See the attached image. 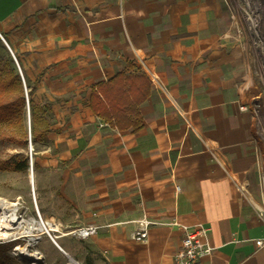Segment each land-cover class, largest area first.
<instances>
[{
	"label": "crops",
	"instance_id": "obj_1",
	"mask_svg": "<svg viewBox=\"0 0 264 264\" xmlns=\"http://www.w3.org/2000/svg\"><path fill=\"white\" fill-rule=\"evenodd\" d=\"M181 8L179 0H0V36L17 61L25 90L29 77L9 43L10 28L25 25L36 27L39 44L30 58L41 68L39 80L44 71L45 82L63 90L90 85L84 88L87 111L77 114L80 122L94 123V138L100 140L94 151L99 170L107 173L92 183L93 215L78 220L77 227L62 223L60 230L49 216L42 221L57 230L38 228L34 221L29 238L34 261L174 264L183 237L179 226L202 225L214 250L199 264H264V245H256L264 241V220L240 187L252 175L251 153H241L244 132L230 127L222 109L214 107L223 103L214 104L205 89L208 70L194 66L198 22L182 20ZM127 62L146 75L150 70L166 91L152 84L151 96L139 107L144 126L136 133L110 128L89 107L95 86ZM66 102L55 98L52 113L54 104ZM240 153L244 163L230 159ZM142 216L152 226L146 242H135L132 232ZM89 225L100 227L89 238L64 234Z\"/></svg>",
	"mask_w": 264,
	"mask_h": 264
},
{
	"label": "rangeland",
	"instance_id": "obj_2",
	"mask_svg": "<svg viewBox=\"0 0 264 264\" xmlns=\"http://www.w3.org/2000/svg\"><path fill=\"white\" fill-rule=\"evenodd\" d=\"M239 1L179 0L180 18L198 22L193 34L197 57L194 66L208 70L205 89L216 99L214 104L223 103L214 107L222 109L232 129L244 132L241 153H251V160L247 162L252 167V175L240 187L264 218V8L244 9L239 7ZM185 8L191 9L189 15ZM199 20L206 26H200ZM9 31V39L13 40L9 42L10 46L15 55L21 57L19 64L25 69V78L29 77L30 88L34 89L29 96L30 88L26 87L25 98L40 106L58 97L67 101L54 104L53 114L48 116L53 133L42 142H29L27 101L23 110V131L28 134L26 143L21 128L6 126L0 129L2 135L12 131L11 137L0 139V161L11 164L27 159L29 169L31 162L33 165L34 187L29 169L20 173L0 172V200L15 204L17 214L23 220V227L9 231L8 237L4 238L0 233V264H25L11 253L16 247L27 248L29 245V237L23 235L27 225L30 226L32 221L40 222L39 216L44 221V217L49 216L60 230L62 223L68 228L77 227L78 220L93 215L97 187L92 183L103 179L107 173L103 175L99 170L101 160L94 151L100 141L94 138V123L80 122L77 114L87 111L84 102L88 91L84 88L88 89L90 85L75 84L73 89L63 90L60 85L46 83L48 76L44 71L39 80L41 68L30 58L37 53L35 47L39 44L36 43V27L25 25ZM10 58L0 39V68L8 66ZM10 66L17 72L13 60ZM149 68L154 71L153 67ZM159 92L166 94L165 89ZM180 109L185 111L186 108ZM95 127L99 128L98 122ZM241 153L230 159L244 163ZM28 251L33 254L32 248ZM34 262L40 264L39 259Z\"/></svg>",
	"mask_w": 264,
	"mask_h": 264
},
{
	"label": "trees",
	"instance_id": "obj_3",
	"mask_svg": "<svg viewBox=\"0 0 264 264\" xmlns=\"http://www.w3.org/2000/svg\"><path fill=\"white\" fill-rule=\"evenodd\" d=\"M12 60L11 57L8 66L0 68V129L8 126L10 129L19 127L23 131L25 91L18 71L16 72L10 66ZM26 85L30 88L28 80H26ZM152 90V83L147 75L137 70L133 62H127L113 78L95 86L91 92L89 107L93 114L110 128L136 133L144 126L139 107L151 96ZM33 91L34 89L30 88L29 96ZM29 108L31 142L35 144L45 140L47 135L53 131L48 121V116L53 114L52 104L46 103L40 106L30 99ZM11 135L12 131L9 134H0V139L11 137ZM27 135L23 131L25 143ZM28 169L27 159L11 164L0 161V172L20 173Z\"/></svg>",
	"mask_w": 264,
	"mask_h": 264
},
{
	"label": "built area",
	"instance_id": "obj_4",
	"mask_svg": "<svg viewBox=\"0 0 264 264\" xmlns=\"http://www.w3.org/2000/svg\"><path fill=\"white\" fill-rule=\"evenodd\" d=\"M152 84L163 91V87L160 84L158 77L150 70L146 71ZM260 217L264 220L263 215ZM39 216V214H38ZM39 221L45 228L42 219L39 216ZM135 228L132 232V239L135 242H146L148 239L149 229L152 226V222L147 219L146 216H142L141 219L135 222ZM172 226H179L177 223H172ZM181 228L183 237L179 250L174 255V264H199L200 261L210 256L214 248L209 243V229L202 226H179ZM100 227L96 225H89L82 228H76L71 231L64 232L65 235L69 234L77 238L86 239L90 236L96 235ZM34 230V229H33ZM47 235L50 240L54 242V237L48 231ZM31 235V234H30ZM30 238V236H28ZM256 245L262 247L264 245L263 240L256 241Z\"/></svg>",
	"mask_w": 264,
	"mask_h": 264
},
{
	"label": "bare ground",
	"instance_id": "obj_5",
	"mask_svg": "<svg viewBox=\"0 0 264 264\" xmlns=\"http://www.w3.org/2000/svg\"><path fill=\"white\" fill-rule=\"evenodd\" d=\"M239 7H242L244 9L246 8H253V7H259L264 8V0H241L238 3ZM30 182L34 183V175L33 171H30L29 174ZM34 187V185H33ZM35 197V194H34ZM36 200V197H35ZM17 206L15 204H10L5 200H0V233L1 236L6 238L9 236V231H15L18 229H21L23 227V220L20 219V217L17 214ZM43 224L47 227L57 230L56 227L51 225L48 222H44ZM24 229V236H30V234L33 232L34 229V221L30 223V226ZM37 227V226H35ZM42 224L38 222V228H42ZM13 256L17 257L18 260L25 264H36L35 262H31V260L34 258V254L30 253L27 248H20L16 247L13 252L11 253Z\"/></svg>",
	"mask_w": 264,
	"mask_h": 264
},
{
	"label": "water",
	"instance_id": "obj_6",
	"mask_svg": "<svg viewBox=\"0 0 264 264\" xmlns=\"http://www.w3.org/2000/svg\"><path fill=\"white\" fill-rule=\"evenodd\" d=\"M0 39H1V41L4 43V45L6 46V48H7V50L9 51V53H10V55H11V57H12V59H13V61H14V63H15V65H16V67H17V70H18V72H19V75H20V77H21V79L23 80V77H22V74H21V71H20V69H19V66H18V64H17V61L15 60V58H14V56H13V53L11 52V50H10V48H9V46L7 45V43L5 42V40L0 36ZM23 85H24V80H23ZM25 86V85H24ZM26 101H27V106H28V133H29V142H30V144H31V117H30V114H29V100H28V98L26 99ZM30 171H32V162H31V164H30ZM38 212V211H37ZM28 248H30V246L28 245L27 246V249ZM31 262H34V258L31 260Z\"/></svg>",
	"mask_w": 264,
	"mask_h": 264
}]
</instances>
